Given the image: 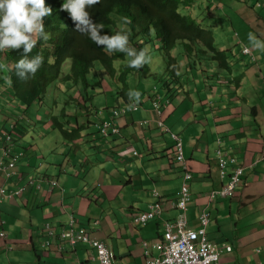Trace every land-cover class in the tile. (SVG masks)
Returning <instances> with one entry per match:
<instances>
[{"label":"clouds","instance_id":"obj_1","mask_svg":"<svg viewBox=\"0 0 264 264\" xmlns=\"http://www.w3.org/2000/svg\"><path fill=\"white\" fill-rule=\"evenodd\" d=\"M192 5L181 0H0V97L5 92L3 91L4 82L6 84H9V81L12 82L13 87V71L21 81H28L42 67L43 57L30 54L38 41H47L48 35L44 21L46 17L55 13L58 20L72 32L74 37V53L70 57L72 59L68 58L63 64L65 72L69 73L73 66L85 67L84 63L76 61L74 56L86 49L88 46L86 38L96 47L103 49V55H99L101 59L94 58L91 63L86 74V81L89 88L96 92L95 100L102 101L99 107L103 111L104 97L108 100L106 125L101 131L103 137L100 143V147L106 151L105 156L107 158L118 156L116 167L121 168V164L127 162L128 155L133 161L138 162L148 160L157 153L159 157H167L171 168L181 170L182 185L179 191L168 200L169 207L180 210L181 214L177 219L164 222L165 231L160 240L154 241L153 244L142 241L145 264L149 259L161 257L163 252L158 246L166 243L167 224L176 225L180 221H185L188 230L199 233L201 239L211 244L219 256L220 264H224L220 249L223 245L209 239L210 206L219 201L235 199L239 196L238 189L245 184V165L236 157V154L231 153L232 148L223 147L226 143L224 138H217L216 160L213 159L217 163L219 176L222 180L227 178L228 183L220 188H212L206 194L207 204L200 210V225L197 228L191 227L188 211L193 200L191 184L195 176L186 157L181 134L173 132L164 121L178 114L180 119L176 116L173 122L201 125L198 124L201 122L200 110L212 112L217 105L216 102L211 101V96L217 94L220 98L224 94L221 90L227 84L240 89L247 83L246 76L250 70L254 66L259 68L264 65L262 58L264 31L257 34L261 28L264 30V0H226L225 6L218 0H200L199 7L212 5L213 10L228 11L224 16L229 20L230 26H227V30L220 37L221 48L216 46L218 40L216 32L204 26L205 21L198 19L196 15L198 13H194L196 19L186 14L190 13L188 8L193 12H199L196 8L193 9ZM172 8H175L177 18L171 16L169 11ZM243 8L253 12V17L248 18ZM133 28L137 29V33L144 30L148 32L144 35L139 34L137 43H134L132 38L137 33L133 32ZM172 30L176 32L171 36L170 47L173 42L175 45L168 51L166 47L164 48L162 33L170 34ZM46 48H48L47 44L41 47L42 50ZM21 49H23L22 58L14 65L13 62L17 60L14 53ZM258 50L263 52L260 54ZM152 58L161 59L165 64L161 90L156 85H147L145 88L142 84V81L146 82L149 76H153V79L158 81L157 76L150 69V65L153 64ZM51 63L52 60L49 59V64ZM214 64H217L218 68ZM209 66H212L211 70H208ZM122 69L125 70L122 72ZM115 71H117V80L114 82L115 89H112L111 82H113ZM124 73H127L128 86L119 82ZM130 80L139 82L138 86L130 87ZM71 86L73 89L69 91L70 93L85 90L81 85L72 84ZM12 87L8 85L6 89L11 88L9 96L21 105V109H15V114L12 112L5 117L1 131L3 146L0 149V164L7 168L0 170V175L3 174L7 179L16 176L19 181H22L23 174L15 170L20 161L22 159L24 161L26 153L24 149L15 150V146L23 138L17 129L19 123L30 131L29 121L23 112L24 109L29 110V107L14 98ZM100 93L102 96H98ZM107 94H110V98L106 96ZM202 95L204 98L201 97ZM148 105L151 108H148ZM32 106H36L37 114L42 111L43 120L50 124L44 108L38 104ZM258 108L256 106L252 108L251 114L254 117L257 116ZM1 112L3 110L0 108ZM152 113L157 118L152 117ZM13 115L17 116L16 120L13 119ZM71 120L75 123L74 118ZM39 123L38 119L32 122L35 125V133L39 130ZM259 123L262 121L260 120ZM155 132L168 134L172 139L171 146L165 150L161 149L159 142H165L167 139ZM27 135L23 139L25 144ZM9 136L11 140L8 139ZM79 143L77 141L75 144ZM73 147L76 148L74 144ZM262 154L257 162L264 160V152ZM84 160L89 161L90 166L93 164L89 155H86ZM12 162L15 164L14 167L9 166ZM228 168L232 169L231 173L228 172ZM70 175L76 176L72 173ZM65 176H55L57 179L48 180L50 188L57 189ZM43 182L44 179L36 177L25 186L19 185L16 190H7L0 186V191H4L0 197V204L5 198L11 200L22 198L25 188L29 185L40 190ZM151 191L150 203L148 202L145 209L136 212L132 217L137 228H144L152 222L164 219L163 216L168 210L164 204L167 198H163L158 189ZM151 213L153 216L144 220V216ZM82 230L90 236V241H83ZM71 232L74 234V239L65 236ZM42 233L46 238L43 244L45 249L51 247L52 238L60 242L58 248L60 253L66 250L65 246L75 249L83 245L93 252L94 255L90 257L95 264H101V257L94 243H103L109 252L111 263L115 264L112 249L102 240L95 238L93 231L89 228L79 226V220L74 215L70 216L68 226L61 232L54 230L53 225L47 223ZM0 236L7 240L5 232H2ZM152 249L158 251L159 255L154 256ZM225 250L231 252L233 245L227 244Z\"/></svg>","mask_w":264,"mask_h":264},{"label":"crops","instance_id":"obj_2","mask_svg":"<svg viewBox=\"0 0 264 264\" xmlns=\"http://www.w3.org/2000/svg\"><path fill=\"white\" fill-rule=\"evenodd\" d=\"M243 9L248 18L253 17V12ZM258 52L261 54L263 50ZM246 82L240 89L227 84L222 88L224 96L220 98L217 94L211 96V101L217 105L212 112L200 110L201 122L198 124L201 125L173 122L176 116L180 119L178 114L164 121L173 132L181 134L186 157L195 176L191 184L193 200L188 211L191 227L200 225L199 215L207 204L206 194L212 188L228 183V179L222 180L217 172V138H224L226 143L223 147L232 148L231 153L245 165V184L238 189L239 196L212 204L209 210V239L220 245H233L231 252L220 248L224 264H264V160L257 162L264 152V65L254 66L247 74ZM3 91L0 97L3 110L0 113V149L3 146L4 112L11 110L15 114V109H21V105L9 96L11 88ZM225 93L229 95L227 99ZM201 97L204 98L203 95ZM254 106L259 107L256 117L251 114ZM151 116L157 118L153 113ZM13 119L16 120L17 116ZM17 129L23 138L15 150L24 149L26 157L15 171L22 173L24 179L19 181L16 176L7 179L1 174L0 186L16 190L19 185L25 186L36 177L44 179V182L40 190L29 185L22 198H5L0 204V234L5 232L7 235V240L0 236V264H95L90 257L93 252L83 245L75 249L65 246L66 250L61 253L58 251L59 241H54L47 249L43 247L46 238L42 230L45 225L50 223L54 230L61 232L68 226L71 215L79 220V226L89 228L95 238L112 249L115 264H145L142 241L153 244L160 240L165 231L164 222L177 219L181 214L180 210H173L168 204L169 197L174 196L182 185L181 170L171 168L167 157H159L157 153L146 162H135L128 155L127 162L119 168L116 167L118 156L98 157L100 150L80 142V147L69 148L66 155V159L73 161L72 174L77 177L66 175L60 186L52 190L48 180L56 177L42 172L38 159L30 160L29 148L23 142L29 129L20 123ZM159 135L167 139V142H159V147L163 150L170 147L171 137L161 132ZM86 155L90 158L96 155L105 163L99 166V160H92L90 166L89 161L84 160ZM227 170L232 172L231 168ZM153 189H158L161 196L167 198L164 204L168 210L164 219L137 228L132 217L150 203ZM151 252L154 256L159 255L155 249Z\"/></svg>","mask_w":264,"mask_h":264},{"label":"trees","instance_id":"obj_3","mask_svg":"<svg viewBox=\"0 0 264 264\" xmlns=\"http://www.w3.org/2000/svg\"><path fill=\"white\" fill-rule=\"evenodd\" d=\"M55 11V8L53 12ZM172 17L177 18L178 14L175 8L170 11ZM45 31L48 35L47 41L40 40L37 46L32 50L31 56L40 55L44 59V63L36 75L30 78L28 81H21L15 76L13 71V91L14 98L20 103L30 107L38 104L41 108H44L45 113L48 115L50 125L54 129L58 130L63 141L70 147L73 144L78 148L79 144H75L77 141L84 145L93 146L101 153L97 154L98 157L106 155V151L100 147L102 140L101 131L105 128L106 117L108 114V100L106 97L103 99L104 111L99 105L101 100H95L97 95L89 88V84L86 81V74L89 71V67L94 58L102 56V48L96 47L86 37L88 46L86 49L74 56L76 61H82L85 67H72L70 72L63 70V64L74 53L73 41L74 37L72 32L65 27L59 20L55 13L45 18ZM133 32L137 33V29L133 28ZM148 30L140 31L133 36L132 40L137 43V37L139 34H146ZM176 31L172 30L170 34L162 33L164 48L168 51L174 48L175 42H172V34ZM84 37V36H83ZM43 44H47L46 50H42ZM23 49L15 51L14 57L17 59L13 64L22 58ZM49 59L52 63L49 64ZM72 59V58H70ZM125 69H122V72ZM116 72L113 73V82H111L112 89H115ZM127 73H124L120 77L119 82L124 86H128ZM123 80V81H122ZM60 81V82H59ZM63 81V82H62ZM63 84H62V83ZM72 84L81 85L85 89L84 92L69 91L72 88ZM117 85V83H116ZM65 91V92H64ZM88 94V95H87ZM102 96V93L98 94ZM110 98V94L106 95ZM43 110V109H42ZM72 118L75 119V123L72 122ZM127 133V132H126ZM96 157V158H95ZM91 160L98 161L99 159L95 155ZM104 160L98 161L99 166L103 165ZM53 242L55 238L51 239Z\"/></svg>","mask_w":264,"mask_h":264},{"label":"rangeland","instance_id":"obj_4","mask_svg":"<svg viewBox=\"0 0 264 264\" xmlns=\"http://www.w3.org/2000/svg\"><path fill=\"white\" fill-rule=\"evenodd\" d=\"M187 4H193V9L196 8L199 12L196 14L198 19L200 21H205L206 27H210L216 32V36L218 37V40L216 41V46L218 48H221L220 45V37L223 36L224 32L227 30V26H230L229 20L224 16V14L228 11H219L217 9L213 10L212 5H207L206 7H199L198 3L200 0H181ZM218 2L225 6L226 0H218ZM187 10L190 11V13H186L187 15L191 16L193 19L195 18V15L193 13V10L188 8ZM225 12V13H224ZM263 28L260 29V33H263ZM256 36L255 34H253ZM232 57V54H231ZM153 59V64L150 65V69L154 72V74L157 76L158 81L153 79V76H149L146 82L142 81V84L146 88L147 85L151 86H157L160 90L163 89V83L162 79L164 77V71H165V64L163 60L161 59ZM233 59V58H232ZM240 62V60H239ZM70 64V62H69ZM215 67L218 68L217 64H214ZM212 66L208 67V70H211ZM258 68V67H257ZM218 71V70H217ZM139 82L135 80H130L129 86L135 87L138 86ZM8 85L12 87V82L9 81V84H6L4 82L3 86L6 88ZM13 89V87H12ZM225 98L229 97L228 93H225ZM36 106L29 107V110H23V112L26 114L27 119L29 121V127H30V133L26 137V146L29 148L30 157H27L31 161H35L34 158L38 159V165L39 168L42 170V172H49L53 176H63V175H70L74 169L71 168L73 165V161L71 158H68L66 160V155L69 152V148H71L66 142L63 141L60 133L58 130L54 129L53 126L46 123L45 120H43V112L40 111V113L37 114L36 112ZM11 110H6L4 116L11 114ZM38 115V116H36ZM2 118V117H1ZM36 119L40 120L39 123V130L35 133V125L32 124V122H36ZM262 121V120H261ZM264 125V124H263ZM37 129V128H36ZM35 149L37 152V155L35 153ZM57 151V152H55ZM22 161H20L19 166H22ZM26 162V161H25ZM24 162V163H25ZM90 219L94 220L96 217L89 216ZM89 226V224H86ZM226 245H223L221 249L223 251L225 250Z\"/></svg>","mask_w":264,"mask_h":264},{"label":"built area","instance_id":"obj_5","mask_svg":"<svg viewBox=\"0 0 264 264\" xmlns=\"http://www.w3.org/2000/svg\"><path fill=\"white\" fill-rule=\"evenodd\" d=\"M11 140V136L8 137ZM14 162L10 163V167H14ZM6 166L0 164V170H6ZM4 191H0V197ZM153 213L144 216L149 219ZM66 237L74 239V234L71 232L65 234ZM83 241H90V236L84 231H81ZM166 243L159 245L162 249V255L158 258L149 259L147 264H220L219 256L213 249V246L201 239L199 233L187 229L185 221H180L178 224H167L165 233ZM73 242H75L73 240ZM99 249L101 264H112L107 248L103 243H94Z\"/></svg>","mask_w":264,"mask_h":264},{"label":"bare ground","instance_id":"obj_6","mask_svg":"<svg viewBox=\"0 0 264 264\" xmlns=\"http://www.w3.org/2000/svg\"><path fill=\"white\" fill-rule=\"evenodd\" d=\"M218 12H219V10H218ZM193 13H194V12H193ZM224 13H225V12H224ZM59 82H60V81H59ZM62 82H63V81H62ZM62 82H61V83H62ZM62 84H63V83H62Z\"/></svg>","mask_w":264,"mask_h":264}]
</instances>
